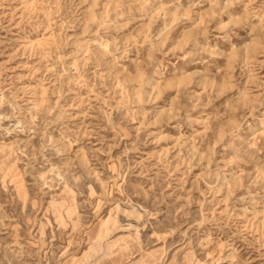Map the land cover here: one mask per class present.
<instances>
[{
	"label": "rangeland",
	"instance_id": "obj_1",
	"mask_svg": "<svg viewBox=\"0 0 264 264\" xmlns=\"http://www.w3.org/2000/svg\"><path fill=\"white\" fill-rule=\"evenodd\" d=\"M263 119L264 0H0V264H264Z\"/></svg>",
	"mask_w": 264,
	"mask_h": 264
},
{
	"label": "bare ground",
	"instance_id": "obj_2",
	"mask_svg": "<svg viewBox=\"0 0 264 264\" xmlns=\"http://www.w3.org/2000/svg\"><path fill=\"white\" fill-rule=\"evenodd\" d=\"M29 2V1H28ZM27 2V3H28ZM32 4V3H31ZM226 36H229V35H226ZM225 39V38H224ZM226 39L228 40L229 38L228 37H226ZM261 127H264V119L261 121Z\"/></svg>",
	"mask_w": 264,
	"mask_h": 264
}]
</instances>
